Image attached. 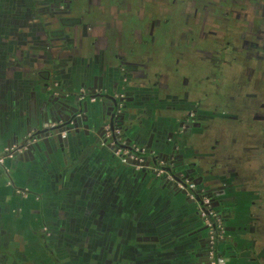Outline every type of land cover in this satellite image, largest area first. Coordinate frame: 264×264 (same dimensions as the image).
Masks as SVG:
<instances>
[{
    "label": "flooded vegetation",
    "instance_id": "1",
    "mask_svg": "<svg viewBox=\"0 0 264 264\" xmlns=\"http://www.w3.org/2000/svg\"><path fill=\"white\" fill-rule=\"evenodd\" d=\"M25 1L14 14L34 51L32 93L67 94L97 129L93 106L147 129L112 147L83 127L79 140L62 132L68 146L42 161L56 180L80 172L84 193L14 185L7 157L0 174L24 200L0 220V264H264V0Z\"/></svg>",
    "mask_w": 264,
    "mask_h": 264
},
{
    "label": "crops",
    "instance_id": "2",
    "mask_svg": "<svg viewBox=\"0 0 264 264\" xmlns=\"http://www.w3.org/2000/svg\"><path fill=\"white\" fill-rule=\"evenodd\" d=\"M14 1L15 0H0V151L7 146L16 145L17 143L13 140L14 134H20L26 130L27 114L25 113L26 110L24 107L31 98L32 83L29 78L32 76L33 66L36 64L35 58L33 60L31 59L34 51H32L28 45L23 46L19 38H17V34H19L20 31V22L16 21L14 13L18 10L13 11V9L11 10L9 8V6L12 7L9 3ZM7 8H9L11 12H9ZM7 11L8 16H4L3 13ZM5 25L8 27L6 28ZM94 154H99L101 156L100 153ZM10 162L9 160L8 164ZM18 166L19 168L13 172V179L15 180L14 185H22L26 188L34 189H48L49 187L56 189L58 185V193L63 192L64 188L67 189L71 185V188H80L78 187V184H81L80 172L75 173L76 177L72 175L70 178L71 181L69 182L70 176L67 174L70 169H66L67 173L56 180L52 175L53 166L48 165L47 161L44 160L40 165H36L35 170L27 167L29 166V162H21ZM25 167H27L26 171L24 170ZM48 168L50 171H48ZM9 181V179L0 174V220L8 219L6 215L9 212L5 211L6 205L11 204L13 210L18 204L21 205L24 200L20 199L17 201L12 193V190H14L12 188L14 187ZM68 183H70V185H67ZM71 188L67 190L71 191ZM82 188L83 186L81 185V192L84 193ZM53 193L54 192L50 193V196L52 201L56 202V197L58 195ZM116 193L120 196L122 195L119 191ZM148 195L150 197V208L159 209L162 206V200L159 198L160 191L159 193L151 192ZM27 198L28 197L25 199ZM67 202L69 205L75 207L81 204V199L80 196L76 194L72 198H69ZM141 223L143 224L144 222L141 221ZM123 240L125 242V239Z\"/></svg>",
    "mask_w": 264,
    "mask_h": 264
},
{
    "label": "water",
    "instance_id": "3",
    "mask_svg": "<svg viewBox=\"0 0 264 264\" xmlns=\"http://www.w3.org/2000/svg\"><path fill=\"white\" fill-rule=\"evenodd\" d=\"M49 92L48 89L43 88L40 92L31 93V98L24 107L27 114L26 130L23 133L14 134L13 140L17 143L16 149L13 156L8 157L10 161H14L15 167L21 162L29 161H33L36 166L42 162L43 154L52 153L54 150L63 151L68 146L67 142L65 143V137L62 136V132L66 129L69 131L73 130L77 134L76 140H79L81 136L78 133L81 130L80 128L83 127L87 134L99 135V137L101 135L103 137L102 142H108L107 145L109 147L113 146L110 142H120L122 137L130 135L129 132H133L131 131L132 128L137 129L135 132L137 137L141 136L140 134L147 129L143 121L133 124L130 121L132 119L116 113L114 115L109 113L111 116L106 117V115L98 114L97 108L93 106L91 108L93 120H96V116H101V120L98 123L100 124L99 128L102 130L106 124L110 126L111 132L106 127L101 132L100 129H97L96 122L91 124L82 123V121H79L78 116L75 119L74 115L78 110L70 111L68 109L69 102L65 99V97L67 98V94L55 95L53 97V94ZM60 97L64 100L60 99ZM86 116L89 117L90 114ZM127 119L128 123L125 122ZM72 120H74V123ZM47 150L49 151L47 152Z\"/></svg>",
    "mask_w": 264,
    "mask_h": 264
},
{
    "label": "rangeland",
    "instance_id": "4",
    "mask_svg": "<svg viewBox=\"0 0 264 264\" xmlns=\"http://www.w3.org/2000/svg\"><path fill=\"white\" fill-rule=\"evenodd\" d=\"M16 1V2H15ZM14 2H11V3H9L12 7H10L9 6V8L12 10L13 9V11L15 10V11H19L20 10V12L21 13H24L23 14V16L25 15V11L27 10V7H30L27 3H26V1L24 2V0L22 1V3L21 2H19L18 4H17V0H15ZM9 8H7L9 11H10V9ZM178 8V7H177ZM176 8V20L178 21V23L180 24V25H182V23H183V27L185 26V24H184V19L185 18H187L188 16H187V14L186 13H184L183 12V9L181 8V7H179L178 9ZM29 9V8H28ZM167 9H168V11H169V9H170V7H168V5H167ZM114 10L115 9H112L109 13H113L114 12ZM108 13V14H109ZM164 15H168V12L167 13H165ZM31 22L33 23V20L31 19ZM189 26L192 28V31H194V33L196 34V31H198V28H197V25L196 24H194V22H193V19L191 18V21H190V23H189ZM125 29H122V31H123V35H126L127 37H128V39H127V42H128V40H129V38H130V40H131V38H132V29H130L129 28V26H126V27H124ZM173 29V31H174V28H172ZM121 30V24L119 23V31ZM170 30L171 29H169V28H166L165 29V32H163V35L160 37L161 39H162V41L164 42V44H166L167 46L170 44V43H168L169 42V37H167V32L169 33L170 32ZM111 32V31H110ZM184 33L182 32L181 33V35H183ZM176 35V34H175ZM129 43H131L130 41H129ZM178 54V53H177ZM180 56V55H179ZM187 58H188V56H186ZM172 58H173V56H172ZM193 59H195V58H197V56H193L192 57ZM204 64V66H206V64L205 63H203Z\"/></svg>",
    "mask_w": 264,
    "mask_h": 264
},
{
    "label": "built area",
    "instance_id": "5",
    "mask_svg": "<svg viewBox=\"0 0 264 264\" xmlns=\"http://www.w3.org/2000/svg\"><path fill=\"white\" fill-rule=\"evenodd\" d=\"M16 149V145H11L5 147L0 151V164L2 165L7 157L13 156L14 150ZM211 264H225V259L222 256L218 258H214Z\"/></svg>",
    "mask_w": 264,
    "mask_h": 264
}]
</instances>
